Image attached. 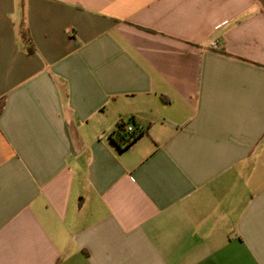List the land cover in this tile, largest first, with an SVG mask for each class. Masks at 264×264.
<instances>
[{
	"label": "crops",
	"instance_id": "0c3cea01",
	"mask_svg": "<svg viewBox=\"0 0 264 264\" xmlns=\"http://www.w3.org/2000/svg\"><path fill=\"white\" fill-rule=\"evenodd\" d=\"M0 264H264V0H0Z\"/></svg>",
	"mask_w": 264,
	"mask_h": 264
},
{
	"label": "trees",
	"instance_id": "16d2710c",
	"mask_svg": "<svg viewBox=\"0 0 264 264\" xmlns=\"http://www.w3.org/2000/svg\"><path fill=\"white\" fill-rule=\"evenodd\" d=\"M24 36L27 38L26 32H24ZM137 135L138 134L127 132L123 126H118V131L112 135V138L120 147H122V145L130 144Z\"/></svg>",
	"mask_w": 264,
	"mask_h": 264
},
{
	"label": "built area",
	"instance_id": "2783aa9c",
	"mask_svg": "<svg viewBox=\"0 0 264 264\" xmlns=\"http://www.w3.org/2000/svg\"><path fill=\"white\" fill-rule=\"evenodd\" d=\"M118 126H123L125 130L129 133L138 134L140 132V128L135 126L131 122H126L124 120H121L118 124Z\"/></svg>",
	"mask_w": 264,
	"mask_h": 264
}]
</instances>
